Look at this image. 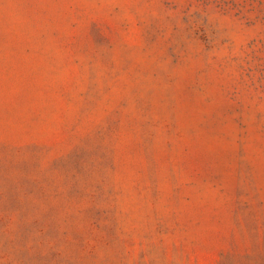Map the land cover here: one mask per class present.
<instances>
[{
    "label": "rangeland",
    "instance_id": "obj_1",
    "mask_svg": "<svg viewBox=\"0 0 264 264\" xmlns=\"http://www.w3.org/2000/svg\"><path fill=\"white\" fill-rule=\"evenodd\" d=\"M0 264H264V0H0Z\"/></svg>",
    "mask_w": 264,
    "mask_h": 264
}]
</instances>
